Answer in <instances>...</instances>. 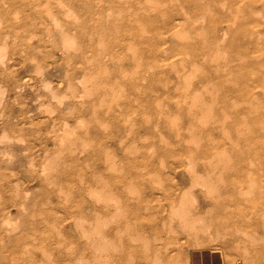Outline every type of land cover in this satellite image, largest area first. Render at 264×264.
Instances as JSON below:
<instances>
[{"label": "rangeland", "instance_id": "obj_1", "mask_svg": "<svg viewBox=\"0 0 264 264\" xmlns=\"http://www.w3.org/2000/svg\"><path fill=\"white\" fill-rule=\"evenodd\" d=\"M213 249L264 264V0H0V264Z\"/></svg>", "mask_w": 264, "mask_h": 264}, {"label": "crops", "instance_id": "obj_2", "mask_svg": "<svg viewBox=\"0 0 264 264\" xmlns=\"http://www.w3.org/2000/svg\"><path fill=\"white\" fill-rule=\"evenodd\" d=\"M188 264H243L237 259L227 263L224 255L218 250H198L192 251L189 255Z\"/></svg>", "mask_w": 264, "mask_h": 264}, {"label": "bare ground", "instance_id": "obj_3", "mask_svg": "<svg viewBox=\"0 0 264 264\" xmlns=\"http://www.w3.org/2000/svg\"><path fill=\"white\" fill-rule=\"evenodd\" d=\"M190 229V228H189ZM144 251V250H143Z\"/></svg>", "mask_w": 264, "mask_h": 264}]
</instances>
